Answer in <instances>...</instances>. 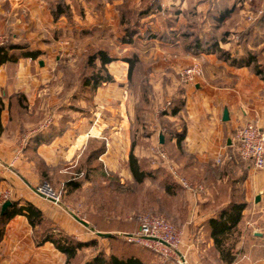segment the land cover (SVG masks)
<instances>
[{
  "label": "crops",
  "instance_id": "0c3cea01",
  "mask_svg": "<svg viewBox=\"0 0 264 264\" xmlns=\"http://www.w3.org/2000/svg\"><path fill=\"white\" fill-rule=\"evenodd\" d=\"M261 1L152 0L149 3L155 7L140 15L135 8L142 0H69L72 16L57 19L49 0H25L20 7L0 0V33L6 42L18 45L9 51L15 59L0 65V204L7 200L20 202L19 205L31 202L53 225L75 238H96L94 231L88 229V221L84 220V224L68 217L63 208L39 195L36 187L44 175L66 172L80 162L89 166V171L97 167L102 171L104 164L115 171L112 160L117 154L115 143L120 141L124 144L123 156L128 159L127 149L129 155L132 151V146L127 148L131 141L132 108L122 101L120 105L111 103L124 100L131 91L144 93L143 84L148 81L154 91L153 110L157 117L152 119L149 131L137 137L141 140L133 152L156 166L153 149L163 133L158 122L165 120L158 117L156 108L164 96L172 98L170 102L180 98L183 104L179 112L165 116L173 122L183 120L185 136L180 141L177 136L165 139L166 144L159 145L168 149L181 147L177 157L186 158L185 161L172 162L186 173L193 167L200 169L201 182L195 186L202 189L190 195V215L183 226L190 240L200 249L204 243L214 245L207 223L216 214V207L229 204L220 189L225 174L235 176L231 191L238 193L242 186L244 202L254 192V198L261 197L264 209V174L238 160L232 145L239 124L255 121L264 127V80L256 74L254 65H234L219 53L195 54L188 48L192 38L189 33L205 38L214 34L231 59L247 51H258L264 61ZM128 12L136 14L137 34L125 43L122 38L128 26ZM249 15L252 20L247 19ZM111 46L121 49L126 57H138L132 76L128 75L126 60H114L108 69L116 82L98 88L66 85V71L79 74L85 53L104 49L114 56ZM30 51L38 53L27 55ZM193 63L204 70V76L195 84L182 77L183 69ZM46 122L47 128L40 130L46 140L34 142L31 131ZM97 143L104 146L98 158L94 155ZM21 148L22 155L15 161ZM221 152L224 157L218 163L216 158ZM128 167L123 171L131 177ZM240 174L244 175L243 180L236 177ZM38 228L24 214L12 217L0 242V264H66L67 254L53 242H41ZM84 252L88 251H79ZM89 258L86 256L85 260ZM258 264H264V259Z\"/></svg>",
  "mask_w": 264,
  "mask_h": 264
},
{
  "label": "rangeland",
  "instance_id": "374dc122",
  "mask_svg": "<svg viewBox=\"0 0 264 264\" xmlns=\"http://www.w3.org/2000/svg\"><path fill=\"white\" fill-rule=\"evenodd\" d=\"M56 1L61 4L63 3L62 5H64V7L67 5L71 9V5L68 4L69 0H49V7L51 8L52 3L54 5ZM142 1V4L135 8L138 9L139 13L144 8L152 5V0ZM65 8L67 9V7ZM125 19L127 20L128 26L133 27L132 29L137 31V29H135L137 26L136 14H127ZM118 40L122 41L123 38L122 40L118 38ZM113 50V57L115 60H126L127 58L134 59L135 55L131 54L130 57H126L125 53L117 47H114ZM91 71L93 70L91 69ZM76 74L77 73L71 70L66 71L65 81L67 86L68 84H81V72L77 75ZM130 80L133 81V77H131ZM111 81L116 82L113 76ZM106 83H102L100 86L105 87ZM134 84L135 82L132 83L133 86ZM143 91L144 93L141 94L131 91L129 95L127 94L125 97L127 100L125 98L124 100L115 99L111 103L114 105H120L124 102L125 104H123L126 105V107L128 106V108H132L131 117L133 118V125L131 126V141L127 145V148L132 146V150L139 143V140H141V138L137 139V137L142 134H146L151 128L152 119L157 117L155 114L156 110H153V107H156L153 103L155 95L153 88L148 81H144ZM163 98L164 99H162L158 104L159 108L157 107L156 109L159 111L157 113L158 117L160 116L165 120H160L158 122V128L161 129L163 134L167 136V139H170L174 136L176 137L178 133L183 131L184 121L179 120V122H173L172 120L166 118L165 115H167V111L171 110L173 107L172 104H168L172 98H167L165 96ZM179 99L180 98L174 100V103H179V101H181ZM128 103H130V105H128ZM98 105L99 104H95L94 107H98ZM159 144L161 143L159 142ZM159 144L158 142H155L154 149L160 148L166 150L172 161H175L176 159L180 160L179 162L185 161L186 158L182 157L181 159L179 157L178 159L177 157V155L181 153L180 146L179 148L169 146L168 149ZM164 144H166V141ZM115 146H117L115 147V152L117 154L112 160V162L116 164L115 171L111 165L104 166V170L102 171L98 167L96 169L92 168V171H89V166L85 167V163L80 162L78 163V166L67 169L66 172L53 171L49 175H44L39 183L48 181L61 192V202L57 206L63 208L68 217L77 221L78 218L88 221L89 230H91V226H93V224H98L100 227L110 229L117 233L119 238L114 240L111 238L103 239L101 237H97V234L94 231V234L92 235H95V237H97L102 244L100 246L97 244L95 248L90 247L89 250H86V248L83 249L84 251H88L83 253V255H85V259L86 256L93 257L101 250V248H106L109 249V252L116 251L125 255L134 253L142 259L143 264H185L182 263L176 255H163L152 246L146 244V242L130 241L127 234L137 233L139 231L142 217L163 216L169 219L178 229L182 230L186 238L190 239L186 235L183 226L190 215L188 203L191 197L190 195H192L193 191L185 189L178 183L177 187L173 186L174 177L164 166L161 159H157L158 163L156 166H152L150 159H148V166L151 169H155L152 167L157 168L153 170L150 178H147L142 183H137L132 175L131 177H128L123 171L129 166L128 149L126 152L128 155L127 159L123 156L124 144L120 141L119 143H115ZM102 147L103 145L97 143L95 149L100 151ZM154 149L153 153L155 155ZM178 167L180 172L194 185L201 182L199 180L200 169L198 166L197 168L193 167L189 173L183 171L182 167ZM225 175L226 177L220 187L225 202L229 201L230 204L231 202L237 200L243 201L242 197L244 196V193L241 192L243 190L242 186H240L241 190L238 193L235 190L231 191L233 178H235V176H229L228 174ZM236 177H241V180H243L244 175L240 174V176L236 175ZM171 184L173 189L169 192L167 187H170ZM222 208L216 207L215 213L217 214V212H219ZM49 225L51 224L49 223L40 226L38 228L39 233H41L44 228H47ZM88 232L92 233L91 231ZM206 237L208 238L207 233ZM225 237V246L226 248L231 249L232 256L234 257V261L231 264H258L260 260L264 259L263 202L262 199H260L259 202L256 201V198H254V192L251 193L249 200L246 201V208L243 211L241 222L228 232ZM207 238L205 240H207ZM193 244L196 248L193 247L192 253L188 255L189 261L186 264H226L222 259L220 251L215 247V245L208 246L207 243H204V247L200 249L196 243Z\"/></svg>",
  "mask_w": 264,
  "mask_h": 264
},
{
  "label": "trees",
  "instance_id": "16d2710c",
  "mask_svg": "<svg viewBox=\"0 0 264 264\" xmlns=\"http://www.w3.org/2000/svg\"><path fill=\"white\" fill-rule=\"evenodd\" d=\"M262 0L259 3L261 6ZM63 4V3H62ZM61 3L57 2L53 5L52 3V14L55 18L59 19L62 16L70 18L72 16L71 9L66 5L67 9ZM155 5L144 8L140 11V15L148 13ZM130 15L131 13H127ZM126 16V14H125ZM260 22H264V13L260 15ZM137 34L132 27L125 26V35L123 36V42L129 43L133 39V37ZM191 39L189 38L188 48L195 54L200 53H219L220 55H224L227 59H229L232 64L239 66H250L254 65V70L257 75L264 80V61L261 60V56H259L258 51H247L245 55L235 57L231 59L228 51L223 50L220 47V43L216 35L212 34L210 38L200 37L196 35L194 32L189 33ZM18 45L14 43L6 42L4 45L0 47V65L9 60L15 59L13 55L9 54V51L13 48H17ZM264 48V47H263ZM38 52L30 51L27 55H37ZM114 57L109 54L108 51L104 49H92L83 55L82 60L80 61L79 72L81 85L83 87H93L98 88L102 83L110 82L112 80V76L109 72L108 65L114 61ZM126 61L129 63V75L132 76L133 69L138 61V57L134 56V59L127 58ZM91 69L93 71H91ZM177 104V105H176ZM183 102L179 101V103L172 102V109L167 111L173 115L177 114L181 109ZM167 113V114H168ZM167 139V136L164 135ZM185 136V129L181 133H178L177 137L180 141ZM44 132L39 131L32 136V140L34 142H41L46 140L44 138ZM104 146L99 151L97 150L94 155L96 158L102 154ZM149 160L147 158H139L137 157L133 150L129 155V169L131 171L134 180L137 183L144 182L147 178L152 176V172L155 169H151L147 164ZM154 168V167H152ZM157 172V171H154ZM173 186H178V182L173 179ZM178 183V184H177ZM71 184V183H70ZM72 185V184H71ZM168 191L172 190V184L170 187H167ZM3 202L0 204V242L5 234V226L7 222L17 214H24L28 217L29 222L32 226L40 227L44 224H51L47 228L39 233V238L41 242H53L57 249L67 254L68 260L66 264H143L142 259L134 253L131 254H120L118 252H108L106 248H101L97 254L89 259L85 260V255L79 253L85 248L95 247L98 244L99 239L97 237H101L103 239L111 238L118 239V235L115 231L110 229H105L100 227L98 224H93L91 229L96 232L101 233H109V236L99 235L97 234L96 238L91 240L82 241L75 238L73 235L62 230L60 227L53 225V223L45 218L44 213L33 203L25 202L24 205H19L20 202L13 201V204L9 206L7 209L3 210ZM246 208V202L244 201H233L228 204L226 207H223L217 214L212 216L208 220V225L210 228V236L214 240L215 247L220 251L222 259L226 264H231L234 261V257L232 256L231 249L226 248L225 246V236L230 232L233 228H235L242 219L243 211ZM84 220V219H82ZM134 233H128L127 235H131Z\"/></svg>",
  "mask_w": 264,
  "mask_h": 264
},
{
  "label": "built area",
  "instance_id": "2783aa9c",
  "mask_svg": "<svg viewBox=\"0 0 264 264\" xmlns=\"http://www.w3.org/2000/svg\"><path fill=\"white\" fill-rule=\"evenodd\" d=\"M11 4L17 7L24 5L25 0H8ZM25 8V6H24ZM264 13V1L259 8V14ZM248 20H252L249 15ZM6 43L5 36L0 33V46ZM204 76L202 67L193 63L182 71V77L187 83L195 84ZM169 105L172 102H168ZM47 122L40 128L31 131V136L40 130L47 128ZM232 145L238 160L249 163L258 172L264 174V127L258 122L248 121L239 124L232 137ZM157 149V150H156ZM156 160L161 159L164 165L168 168L174 179L185 189L196 191L202 189L201 186L196 187L188 178H186L179 168L172 162L168 153L164 149L155 148ZM22 148L17 150L15 161L20 159ZM224 153L217 155V162H222ZM158 162V160H157ZM105 166V164H104ZM36 192L46 200L58 205L61 202V192L56 189L50 182L43 181L36 187ZM9 194H5L7 199ZM130 241L146 242L155 250L166 256L176 255L182 263H188V255L192 253L194 244L186 238L184 232L178 229L169 219L163 216H144L141 218L140 229L137 233L128 236Z\"/></svg>",
  "mask_w": 264,
  "mask_h": 264
},
{
  "label": "water",
  "instance_id": "95a60500",
  "mask_svg": "<svg viewBox=\"0 0 264 264\" xmlns=\"http://www.w3.org/2000/svg\"><path fill=\"white\" fill-rule=\"evenodd\" d=\"M224 118H225V120H227V119H228V115L225 114V117H224ZM159 140H160V143H161V144H164V143H165V136H164L163 133L160 134ZM260 199H261V197L258 196V197L256 198V201L259 202ZM12 204H13V201H11V200H7V201L3 204V210L7 209V208H8L9 206H11ZM78 220H80V221L83 222L84 224H87V222L84 221V220H82V219H79V218H78ZM97 234H99V235L109 236V233H101V232H97Z\"/></svg>",
  "mask_w": 264,
  "mask_h": 264
}]
</instances>
